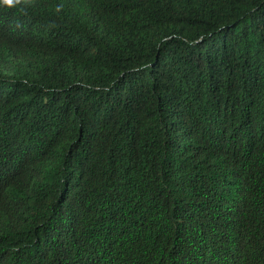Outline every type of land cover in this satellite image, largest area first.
Returning a JSON list of instances; mask_svg holds the SVG:
<instances>
[{
    "label": "trees",
    "instance_id": "trees-1",
    "mask_svg": "<svg viewBox=\"0 0 264 264\" xmlns=\"http://www.w3.org/2000/svg\"><path fill=\"white\" fill-rule=\"evenodd\" d=\"M0 264H264V0H0Z\"/></svg>",
    "mask_w": 264,
    "mask_h": 264
}]
</instances>
